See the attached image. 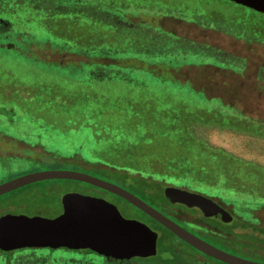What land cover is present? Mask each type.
<instances>
[{
	"label": "rangeland",
	"instance_id": "1",
	"mask_svg": "<svg viewBox=\"0 0 264 264\" xmlns=\"http://www.w3.org/2000/svg\"><path fill=\"white\" fill-rule=\"evenodd\" d=\"M7 1L21 7L7 10ZM33 11L64 21H44L42 15L28 20ZM38 27L53 37L66 32L77 39L65 34L54 45ZM0 36L3 48L20 47L33 59L0 50V184L29 173L71 171L115 184L153 208L165 201L167 184L215 195L234 213L247 203H264V125L242 118L222 97L227 91L238 101L246 87V79L229 71L255 72L262 64L245 46L264 44V14L228 0H0ZM72 40L83 43L72 49L87 51L91 43L96 54L74 53ZM106 53L119 55L118 67L99 57ZM247 55L246 65L240 57ZM152 62L159 64L144 65ZM259 76L263 91L264 67ZM197 86H211L222 96L209 99ZM84 101L87 110L80 111ZM6 102L17 104L15 110ZM90 105L109 124L112 117L115 132L130 125L116 138L98 139L93 127H84ZM68 193L100 196L123 217L158 233L157 255L132 264H223L140 211L130 212L125 201L76 181H42L2 195L0 217L55 218ZM256 216L264 221V209ZM205 238L234 250L216 237ZM50 250L24 249L15 264H116L89 250ZM241 255L264 264V257Z\"/></svg>",
	"mask_w": 264,
	"mask_h": 264
},
{
	"label": "water",
	"instance_id": "2",
	"mask_svg": "<svg viewBox=\"0 0 264 264\" xmlns=\"http://www.w3.org/2000/svg\"><path fill=\"white\" fill-rule=\"evenodd\" d=\"M264 14V0H228ZM48 180H71L88 184L123 199L156 221L179 240L223 264H262L226 252L194 235L164 216L131 192L98 178L71 171L29 173L0 184V196L27 185ZM172 203L199 209L205 217L231 223L233 216L203 195L167 187ZM62 213L55 218L6 214L0 217V251L24 249L89 250L117 261L147 259L157 255L158 233L143 222L123 217L115 204L102 198L68 193Z\"/></svg>",
	"mask_w": 264,
	"mask_h": 264
},
{
	"label": "trees",
	"instance_id": "3",
	"mask_svg": "<svg viewBox=\"0 0 264 264\" xmlns=\"http://www.w3.org/2000/svg\"><path fill=\"white\" fill-rule=\"evenodd\" d=\"M5 5H6L5 7L7 10H10L11 7L15 8V9L18 7H21L20 5H18V3H15V2L10 3L9 1H7ZM46 13L47 12H45V11H44V13L42 11H35V12L33 11L32 14H30L27 17V19L28 20H30L32 18L34 19L37 15H42L41 19H43L44 21H53V20L60 21V22L64 21V19H61V17H60L61 15L58 17L56 15L55 19H53V20L52 19H50V20L44 19V14H46ZM33 14L35 15L34 17H33ZM69 18L72 19V17H69ZM35 29H37V28H34V30ZM38 30L41 31L46 36L51 37L52 39L49 41V43H51V44L54 43V45H55L56 41H59V40H61V38H64L65 34L69 35V36L73 35V34L70 35V33L63 32L58 37L57 36L53 37L51 35H48L47 32L43 29V27H38ZM26 31H28V30H26ZM126 31H128V30H126ZM73 32H74V35H78L77 32H75V31H73ZM16 34L18 35V34H23V33H16ZM0 37H2V36H0ZM26 38H29V37L26 36L23 39H26ZM72 38L77 39L76 37H72ZM4 40H5L4 37H2V39L0 38V50H1V52H7L8 54L19 57L22 60H33V59H30L31 57H28L26 55V53L24 54L23 49L21 50V48L19 46H18L19 48H12L15 50H9L7 48H3L4 46L6 47ZM81 41L79 43L83 46V43ZM79 43L76 42V40L75 41L72 40L70 50H72L74 53H78V55L80 53H84V52L88 53V55H95L96 54L95 49H94L95 45L91 44V43H87V45H86L88 47L87 51L83 50L82 52H79V50L72 49V48H74V46L76 44H79ZM26 50H28V49H26ZM118 56L119 55H109V53H106L105 56H99V57L104 62H106L107 65L110 64L112 66L118 67V64H119ZM45 62H47V65H48L49 61H45ZM49 64H51V62H49ZM157 64H159V63H155V64H153V62L152 63H146V64L144 63V65H149L152 67H157ZM119 68H123V67L121 66ZM125 68H127V67H125ZM128 68H136V67H128ZM46 94H48V92ZM84 103H85L84 105H83V103H81L82 108L79 109L80 111L81 110H87L86 102L84 101ZM4 104L7 105L8 107H10L11 109L13 108L12 106H14V108H16L15 106L17 105L14 103L12 104V102H10V103L6 102ZM0 105H1V103H0ZM5 105H2V107ZM83 106H84V109H83ZM89 107L91 109L88 110V113L85 115L86 120H85V122L83 121L84 127L85 126L86 127H90V126L93 127L94 129H92V131L94 132V136L98 139L107 141V140L111 139V136H114V135L116 138V137H118L119 133H122L121 131L125 128L126 125H128V126L130 125L128 123H124L125 125H123V128L120 131H118L116 129L117 131L115 132L112 117L110 118V124H109L108 117L105 115H101V111H100L101 109L99 107L93 108V106H91V105ZM94 112H96L97 117H93V116H95ZM90 119H92L91 124H89ZM238 125H239V123H238ZM263 209H264V203L260 206L257 205L256 207L250 206V204L247 203L244 207L239 208V211L237 213H235V216H234L233 221L231 223H228L226 225H223L222 227H219L220 233L225 236L224 239H220L221 240L220 243H224L225 245L228 243L234 249V250H228V249L225 250L224 249L225 251L232 253L234 255H237V256H241V257H243L241 254H249V253H253L259 257H264V221L259 219L256 216L257 211L263 210ZM248 248H251V250L248 251ZM22 251L23 250H18V251H13V252H2V251H0V257L5 259L6 262L4 264H15L18 253H21ZM132 261H134V260H132ZM132 261H130V263L127 262V264L128 263L132 264ZM170 264H180V263L172 261V262H170Z\"/></svg>",
	"mask_w": 264,
	"mask_h": 264
},
{
	"label": "flooded vegetation",
	"instance_id": "4",
	"mask_svg": "<svg viewBox=\"0 0 264 264\" xmlns=\"http://www.w3.org/2000/svg\"><path fill=\"white\" fill-rule=\"evenodd\" d=\"M174 185H170L167 184L164 187V191L167 187H173ZM175 187V186H174ZM180 188V187H178ZM185 190L183 187L180 188ZM103 191V190H102ZM200 191V190H199ZM104 193L110 195V196H115L113 194H110L106 191H103ZM188 192H192V191H188ZM192 193H197L198 192H192ZM202 195V194H200ZM205 196V195H204ZM93 197V196H91ZM96 198H102L100 196H95ZM207 198H210L211 200H213L214 202H216L219 206H221L223 209H225L227 212H229L233 218L235 216V213L233 212V207L231 205L228 204H224L222 202V200L220 198H215V195H211V196H205ZM104 199V198H102ZM114 199L116 201L123 200L117 196L114 197ZM106 200V199H105ZM124 201V200H123ZM121 202V201H119ZM111 203V202H110ZM127 203V202H126ZM127 206L128 210L134 211L136 208L133 207L130 204H124ZM132 208H130V207ZM156 210H158L160 213H162L164 216L168 217L169 219H171L172 221L176 222L178 225H180L181 227L185 228L186 230H188L189 232L193 233L194 235L202 238L203 240H205L206 242L214 245L217 247L216 244L210 242L209 240H207L205 237L209 236V237H216L218 239H224V235H222L220 233L219 227H222L223 225H226L227 223L221 222L215 218H211V217H205L203 215V213L197 209V208H188L185 205L179 204V203H172L171 200L166 196L165 197V201L161 202V204L158 206V208H155ZM138 210V209H136ZM63 209L61 210L62 213ZM139 211V210H138ZM141 212V211H140ZM60 213V214H61ZM142 215L147 218V220H149L150 222L156 224L158 227L166 230L164 227H162L160 224H158L156 221H154L153 219H151L149 216H147L146 214H144L143 212H141ZM168 231V230H166ZM169 232V231H168ZM171 233V232H170ZM172 234V233H171ZM173 235V234H172ZM174 236V235H173ZM205 236V237H204ZM176 237V236H174ZM177 238V237H176ZM178 239V238H177ZM179 240V239H178ZM181 241V240H180ZM97 255V254H96ZM102 257V256H100ZM110 260H113L110 258ZM133 260V259H132ZM131 260V261H132ZM116 262V264H127V262L130 263V261H117V260H113ZM128 263V264H129Z\"/></svg>",
	"mask_w": 264,
	"mask_h": 264
},
{
	"label": "crops",
	"instance_id": "5",
	"mask_svg": "<svg viewBox=\"0 0 264 264\" xmlns=\"http://www.w3.org/2000/svg\"><path fill=\"white\" fill-rule=\"evenodd\" d=\"M245 47L249 48V50L247 49V52H249L251 56L261 57L262 64H257L255 72L248 68L245 71L243 70L241 74L239 71H236V74L232 71H229L231 75L235 77L238 76L241 82L243 80V82L245 83V79L247 80L246 87L241 89L240 91L238 101H235L236 99L235 97H233L236 94L231 95L230 93L228 94L227 91H225L226 94L224 93V95L222 96V94H216L214 90H211V86H197V89L199 91L205 90L209 99H213V96H222L225 105H230L231 107L236 108V110L240 111L239 113L242 118L257 122V124L259 125H264V90L262 91L261 89L257 88V85L260 83L259 79H261L259 73L260 70L264 67V44H246ZM240 59L245 60V64L247 65V62L249 60L248 55L247 57H240ZM209 92L212 93V96L209 95ZM235 105H237L238 107Z\"/></svg>",
	"mask_w": 264,
	"mask_h": 264
}]
</instances>
